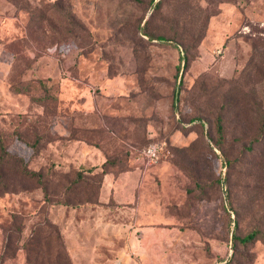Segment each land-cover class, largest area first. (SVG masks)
<instances>
[{
	"label": "rangeland",
	"instance_id": "1",
	"mask_svg": "<svg viewBox=\"0 0 264 264\" xmlns=\"http://www.w3.org/2000/svg\"><path fill=\"white\" fill-rule=\"evenodd\" d=\"M263 123L264 0H0V264H264Z\"/></svg>",
	"mask_w": 264,
	"mask_h": 264
},
{
	"label": "trees",
	"instance_id": "2",
	"mask_svg": "<svg viewBox=\"0 0 264 264\" xmlns=\"http://www.w3.org/2000/svg\"><path fill=\"white\" fill-rule=\"evenodd\" d=\"M145 34V33H144ZM146 35V34H145ZM157 39H159V40H164V38H162V37H158ZM178 92H179V89H177V90H175V92H174V99L176 100L177 99V97H178ZM220 123H222V121L221 120H219V122L217 123V129H218V131L219 132H221L222 131V125L220 124ZM263 128H264V123L261 125V130H260V132L259 133H257L258 135V138H257V140H256V142L257 143H263L264 142V130H263ZM0 172L1 171H3L4 169H5V167H6V164H7V161L9 160V159H11L12 158V156L11 155H9V153L6 151V149L4 148V146H3V143L0 141ZM147 146V145H146ZM144 148V147H143ZM15 158V157H14ZM29 174H27L28 175V177H30L31 179H36V181L37 182H39L41 185V187H42V189H44V183H43V181L40 179V174L39 173H36L35 171H33V172H28ZM262 234H260V232H253L252 234H248V235H246L245 237H243V238H241V240L243 241V242H254V241H257V240H260V239H262ZM263 240H264V238H263Z\"/></svg>",
	"mask_w": 264,
	"mask_h": 264
},
{
	"label": "built area",
	"instance_id": "3",
	"mask_svg": "<svg viewBox=\"0 0 264 264\" xmlns=\"http://www.w3.org/2000/svg\"><path fill=\"white\" fill-rule=\"evenodd\" d=\"M164 151V143H150L140 150L138 156L134 158V162L145 166L153 165L159 161L162 154H164Z\"/></svg>",
	"mask_w": 264,
	"mask_h": 264
},
{
	"label": "crops",
	"instance_id": "4",
	"mask_svg": "<svg viewBox=\"0 0 264 264\" xmlns=\"http://www.w3.org/2000/svg\"><path fill=\"white\" fill-rule=\"evenodd\" d=\"M132 228H133V231H134L133 240H134V243L137 244V228H136V220H135L134 223L132 224Z\"/></svg>",
	"mask_w": 264,
	"mask_h": 264
}]
</instances>
